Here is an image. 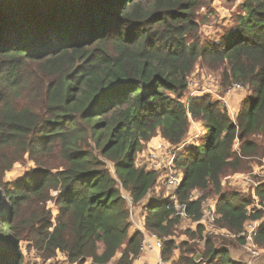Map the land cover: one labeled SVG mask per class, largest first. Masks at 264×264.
<instances>
[{
	"label": "trees",
	"instance_id": "1",
	"mask_svg": "<svg viewBox=\"0 0 264 264\" xmlns=\"http://www.w3.org/2000/svg\"><path fill=\"white\" fill-rule=\"evenodd\" d=\"M203 1L0 0V264H22L17 222L29 204L44 210L50 202L58 215L55 226L50 212L41 222L47 258L134 264L144 235L126 204L146 201L145 232L163 241L162 257L172 261L179 247L164 240L183 218L172 194L148 200L161 174L135 163L158 134L182 148L161 176L169 186L173 160L177 204L190 217L202 220L203 197L192 195L212 189L219 228L240 239L263 221L264 187L256 191L262 208L251 209L253 201L224 191L222 179L241 158L264 159V0H246L224 40L199 47ZM199 62L224 67L231 82L249 88L235 121L210 95L184 100ZM193 125L204 130L198 148L186 145ZM24 162L33 168L8 182ZM204 250L212 264H242L212 239ZM180 251L187 257L173 264H196V250Z\"/></svg>",
	"mask_w": 264,
	"mask_h": 264
},
{
	"label": "rangeland",
	"instance_id": "2",
	"mask_svg": "<svg viewBox=\"0 0 264 264\" xmlns=\"http://www.w3.org/2000/svg\"><path fill=\"white\" fill-rule=\"evenodd\" d=\"M246 0H214L213 2L203 1V6L198 12V22L200 24L199 33L196 42L201 47L203 44L220 43L225 36L232 31L238 24V18L243 15V4ZM226 69L224 67L216 66L214 64L199 62L190 76L187 98L196 96L210 95L213 100L220 101L224 107V99L229 100L231 109H228L232 120L236 117L246 99L251 97V92L248 87H242L238 83L231 82L229 75H224ZM240 85L241 89L229 92L235 85ZM230 95H229V94ZM204 130L199 125L190 129V134L187 140L188 147L198 148L202 143ZM182 148L176 149L171 147L169 143L161 136L156 135L148 144L144 145L143 149L136 155L135 163L138 168L158 169L162 175V166L166 165L170 154H179ZM108 168L114 172L112 163L107 162ZM32 162H24L16 165L11 169L6 180L11 182L22 178L25 174L33 168ZM175 171V170H174ZM178 171V170H177ZM180 172V171H178ZM177 173V172H176ZM159 177L156 188L150 195L149 199L169 200V196L174 193V190L167 185L164 177ZM223 190L227 192H236L242 199L253 201L251 209H261V205L256 196V191L264 187V159L261 158H241L237 164L236 170H231L222 179ZM194 193L195 198L203 197L202 203V224L204 233L203 239L199 237L198 225L193 217L187 219H177L176 224L172 230V234L166 237L164 241H172L178 248L169 261L173 264L174 260L187 257L185 253L180 250L193 249L196 250V257L194 258L196 264H212L211 261L204 256L206 241L212 239L213 244L218 250H227L233 261L242 264H264V243H255L252 247L244 244V241L237 235L231 234L227 230L219 228L216 224V207L215 204L218 195L214 191ZM128 194L124 193V197L128 198ZM130 197V196H129ZM147 200V202H148ZM129 201V200H128ZM127 208L130 211V222L136 230L145 231V219L147 216L146 201L139 204H132L127 202ZM51 217L53 222L57 223L58 209L54 203L50 202L45 206L44 210L40 206L32 203L24 208L23 215L18 220V227L20 229V236L22 240L18 243L23 261L22 264H68L67 258L60 252L55 256L47 258L46 249L41 244V239L45 236V228L41 229V222L45 216ZM214 213V219L207 217V214ZM34 217H37L34 219ZM252 225V224H251ZM246 230H249L247 226ZM192 234L195 237H192ZM157 236V235H156ZM158 237V236H157ZM16 239V237H15ZM163 242V241H162ZM250 250L256 251L258 256H254ZM118 255L115 261L119 258ZM114 261V262H115ZM86 264H92L88 260ZM153 264V263H152Z\"/></svg>",
	"mask_w": 264,
	"mask_h": 264
},
{
	"label": "built area",
	"instance_id": "3",
	"mask_svg": "<svg viewBox=\"0 0 264 264\" xmlns=\"http://www.w3.org/2000/svg\"><path fill=\"white\" fill-rule=\"evenodd\" d=\"M241 89L240 85H235L234 88L232 90H230L229 92H233L235 90H239ZM229 94V93H228ZM230 95V94H229ZM224 107L231 109L230 105H229V100L227 98L224 99ZM174 163L173 160H170L168 162V174H167V181L169 183V187H171L174 190V193L172 194V201L175 204V210L176 212V216H179L183 219H187L190 216L187 213L186 207L185 206H180L177 204V189L181 184V178L180 176L176 173V171H174ZM192 199L193 200H197V198H195L194 194L192 195ZM207 217H210L212 220L214 219V213H209L207 214ZM202 220L200 222V224H202ZM252 224V225H251ZM249 224V230L245 231L242 235L243 238H246V245L249 247H252L253 245H255L254 243V236L258 233V231L261 228V225L264 224V219L263 221H259V222H254ZM247 228V227H246ZM143 235V241L142 244L140 246V255L137 258V260L135 261L134 264H138L139 262H141V260L143 259L144 255H154L157 258L156 264H170V262L165 261L162 257V249H163V242L161 239H159L156 235L145 232L140 230ZM256 246V245H255ZM250 252L254 255V256H258L259 254L256 253V251H252L250 250Z\"/></svg>",
	"mask_w": 264,
	"mask_h": 264
},
{
	"label": "crops",
	"instance_id": "4",
	"mask_svg": "<svg viewBox=\"0 0 264 264\" xmlns=\"http://www.w3.org/2000/svg\"><path fill=\"white\" fill-rule=\"evenodd\" d=\"M157 258L154 255H144L143 259L141 262L138 264H156Z\"/></svg>",
	"mask_w": 264,
	"mask_h": 264
}]
</instances>
